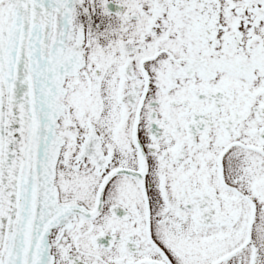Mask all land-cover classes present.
Here are the masks:
<instances>
[{
  "label": "snow or ice",
  "instance_id": "1",
  "mask_svg": "<svg viewBox=\"0 0 264 264\" xmlns=\"http://www.w3.org/2000/svg\"><path fill=\"white\" fill-rule=\"evenodd\" d=\"M0 264H264V0H0Z\"/></svg>",
  "mask_w": 264,
  "mask_h": 264
}]
</instances>
